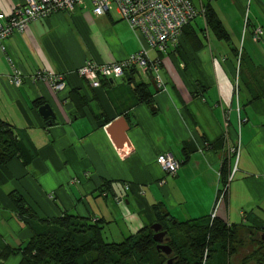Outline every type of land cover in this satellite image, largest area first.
Here are the masks:
<instances>
[{
    "label": "crops",
    "instance_id": "obj_1",
    "mask_svg": "<svg viewBox=\"0 0 264 264\" xmlns=\"http://www.w3.org/2000/svg\"><path fill=\"white\" fill-rule=\"evenodd\" d=\"M191 1L199 9L209 3L230 40L216 38L200 16L177 44L149 50V59L160 60L162 83L137 69L134 80L148 85L152 105L138 102L123 77L92 87L78 73L86 61L119 62L145 44L115 9L97 16L83 0L3 41L0 118L35 151L28 165L19 157L0 164V264H18L20 253L10 250L32 236L9 197L13 190L40 218L64 211L101 218L115 241L154 222L158 202L178 220L215 212L235 229L244 253L264 240V0ZM23 3L0 0V12ZM15 69L19 85L9 82ZM49 73L65 87L37 77ZM36 99L50 106L49 123ZM164 153L180 162L174 175L157 163ZM223 179L228 188L218 200Z\"/></svg>",
    "mask_w": 264,
    "mask_h": 264
},
{
    "label": "trees",
    "instance_id": "obj_2",
    "mask_svg": "<svg viewBox=\"0 0 264 264\" xmlns=\"http://www.w3.org/2000/svg\"><path fill=\"white\" fill-rule=\"evenodd\" d=\"M200 16L205 19L207 27L216 38L230 40L228 31L209 3L203 6V12H199L195 18ZM184 28L181 37L186 35ZM148 60L158 61L157 66L160 68L159 59L148 57ZM135 69L130 67L129 72H126L127 76L124 73L123 78L133 84V92L138 102L152 105L153 99L148 85L136 83L134 80ZM148 73L154 78L152 72ZM41 103L40 99L33 101L35 107H40ZM45 121L49 123L48 119ZM34 151L23 132L0 118V164L19 157L28 165ZM221 184L222 188H226V193L227 181L223 179ZM9 197L20 220L32 231L28 241L19 245L16 250H10L20 253L18 264H168L170 258H174L171 264H231L233 255L234 264H264V240H259L255 248L244 253V243L236 238L235 229L218 217H212V214L178 220L165 210L161 202L153 204L154 222L161 223L162 230H166L169 237L164 243L170 246L171 253L166 255L156 248L154 231L149 227L153 222L120 241L109 242L104 239V220L101 218L79 216L65 211L58 217L40 218L17 191H10ZM6 254L7 251L4 250L2 255ZM238 254L242 256L237 260Z\"/></svg>",
    "mask_w": 264,
    "mask_h": 264
},
{
    "label": "built area",
    "instance_id": "obj_3",
    "mask_svg": "<svg viewBox=\"0 0 264 264\" xmlns=\"http://www.w3.org/2000/svg\"><path fill=\"white\" fill-rule=\"evenodd\" d=\"M92 12L99 16L115 9L121 19L125 20L131 29L139 32L145 44L134 54L122 61L98 63L86 61L78 68L80 76L85 78L92 87L100 86V78L123 77L126 70L134 67L143 73L152 72L158 85L162 80L158 76V61H149L148 52L151 49L164 51L168 43H178L182 30L191 22L203 8L197 9L191 0H90ZM83 0H24L23 4L15 7L10 14L0 12V47L4 49L3 41L14 32L21 33L32 20L45 18L52 13L68 9L74 11ZM263 31L261 27L253 30L254 41H259ZM37 77L47 79L56 90L65 87L63 77L57 74H46ZM10 83L19 85L21 72L14 70ZM235 150V147L232 149ZM157 163L167 174L174 175L179 168V161L170 153L157 156ZM163 180L160 181L162 183ZM124 189H130L125 184ZM226 188H222L219 199ZM218 199V200H219ZM215 216V212L212 217Z\"/></svg>",
    "mask_w": 264,
    "mask_h": 264
},
{
    "label": "water",
    "instance_id": "obj_4",
    "mask_svg": "<svg viewBox=\"0 0 264 264\" xmlns=\"http://www.w3.org/2000/svg\"><path fill=\"white\" fill-rule=\"evenodd\" d=\"M125 76H127V73L125 72ZM154 82V81H153ZM38 112L40 116L44 119L47 118H54V115L52 113V110L48 104H43L38 108ZM123 143V142H122ZM150 229L154 231L153 238L156 241L157 245L156 248L164 252L166 255H169L171 253V248L168 244L164 243L165 241L169 240V237L167 236V231L162 230V224L159 222H153L150 224ZM264 239V234H263ZM174 258H170L168 260V264H171Z\"/></svg>",
    "mask_w": 264,
    "mask_h": 264
},
{
    "label": "rangeland",
    "instance_id": "obj_5",
    "mask_svg": "<svg viewBox=\"0 0 264 264\" xmlns=\"http://www.w3.org/2000/svg\"><path fill=\"white\" fill-rule=\"evenodd\" d=\"M170 232H172V230H170ZM103 236H104V239H105L106 241H109V242L112 241V238H111L112 236L110 235V233H108V231H106V233H103ZM118 241H120V240H118ZM238 255H239V254H238ZM238 255H237V256H238ZM241 256H242V255H239V257L237 258V260H238L239 258H241ZM233 261H234V260L231 259V264H234Z\"/></svg>",
    "mask_w": 264,
    "mask_h": 264
}]
</instances>
